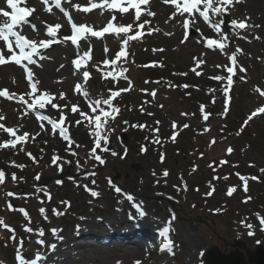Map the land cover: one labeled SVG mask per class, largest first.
<instances>
[{
  "label": "rangeland",
  "instance_id": "obj_1",
  "mask_svg": "<svg viewBox=\"0 0 264 264\" xmlns=\"http://www.w3.org/2000/svg\"><path fill=\"white\" fill-rule=\"evenodd\" d=\"M60 2L64 11H61V8H54L50 1L48 6L51 11L44 10L41 13L39 2L19 0L18 4H22V7L35 10L33 14L31 12V22L29 21L28 27L24 26V29L32 30L31 25H35V29H40L41 37L38 41H42L48 37L46 31L50 26L54 29L56 39H64V32L66 34L67 29L72 27L69 19L65 18L66 11L77 27L98 29L100 26H106L112 18L115 26L131 25V34L134 36L136 33L135 9L126 3L122 6L129 7L127 13L116 11L119 15L110 16L111 14H103L100 8L95 12L82 14L80 8L84 7L88 0ZM102 2L104 0H99V3ZM108 3L110 4L111 0H108ZM172 3L173 0L167 2L150 0L146 4H140L139 20L144 23L147 21L144 24L147 29L159 31L152 35L153 30H148L153 37H145L132 45V56L127 59L125 54L116 60L117 54L121 51L125 53V49L112 50L113 53L107 49L104 52L102 43H94L92 50L89 45L87 47L81 45L76 53L70 55L64 44H56L41 69H34L36 80L39 82L35 93L29 91L20 71L14 66H0V91L7 90L9 95L15 93L16 101L23 97V100L20 99L22 102L29 107L35 103L36 108H41L38 98L47 97L50 103L45 104L44 108L51 116L57 114L58 117L55 119L61 116L59 120L65 122L63 127L65 132L74 138V141L80 142V145L85 144V151L79 149L75 159L67 154L68 146L62 144L63 141L57 134L23 114V107L21 110L16 103L2 102L0 125L14 127L19 132L17 137L21 138V142L33 144L29 152L35 158L38 156L39 161L36 163L38 165L36 169L23 168L22 172L21 168L14 169L11 166L2 168L8 182L5 177L6 183L4 181L0 184V218H3L4 223L14 232L11 233L0 226V264H14L19 254L26 256L30 264V259L47 253L53 244L56 248L50 255L52 262L49 260L45 264H53L58 258H61L62 263L57 260L55 264H134L137 261L136 257L143 258L144 264H205L204 255L211 248H216L225 256L236 251L244 253L229 246L236 240L244 243L249 251H254L257 245L264 248V231L261 230L264 216V172L261 171L264 169V114L247 123L243 132L245 139L243 136L236 138L224 127L227 126L229 130L230 126V131L238 128L245 115L252 109H259L264 100L261 98L264 95L260 94L264 93V16L262 13L258 16L257 11L254 12V6L258 5L256 0L233 2V5L229 6L228 14L223 17V21L227 18L231 25L222 26L224 36L231 40V50L207 51V40L213 39L216 35L219 42H222L220 35L204 22L195 9L192 16H184L183 13H186L183 12L184 0ZM103 6L104 10L108 4L103 3ZM197 8L199 11L204 10L203 4ZM149 12L155 15L150 16ZM209 16L210 19L214 17L213 22L220 19L211 13ZM196 19L199 25L194 24ZM185 20L191 22L195 34L189 36L184 43L181 24ZM233 20L246 21L250 27L234 28ZM58 24L61 27L56 29L55 26ZM3 25L5 23L1 24ZM87 43L90 44L89 40ZM237 49L241 51L237 52ZM86 53L91 57L90 64L85 70L75 71L73 69L75 58ZM231 53L232 56L235 55V67L244 81H237L232 111L227 121L223 123L225 119L222 114L225 109L222 106L224 103L229 104L230 97L226 94L227 89L224 90L225 80L215 78L225 76L224 68L229 62L232 63L231 56L229 57ZM103 58H107L111 63L106 65L109 69L106 66L100 68L101 72L108 76L122 71V64L126 69L133 67L131 75L134 78L135 89L141 85L144 78H153L151 75L153 73L139 71L145 62L162 63L154 67L159 69L154 72L155 78L159 79L158 82L151 84L146 81L145 85L152 86L146 89L145 86L142 89L138 87L136 91L139 94H136L132 85L125 81L122 87L128 92L121 96L116 106L120 107L122 118H128L130 103L136 102L145 106L143 112L151 115L148 116L150 120L155 119L159 122L158 128L161 129V133L177 124V132L181 134L178 143L170 144L165 150L159 146L151 148L152 145L146 144L145 149L141 151V143L136 142V138L132 139L123 121H116L115 130H119L118 133L111 130L110 127L114 123L111 121L102 123L101 126L103 130L106 126L107 134L115 143L116 150L113 153L117 156L105 155L108 161L106 160L103 166L94 161L93 153L90 155L89 151L92 144L89 136L96 126L95 121L90 122L89 118L101 114L98 108L89 111L88 107L83 105L82 98L77 97L73 87L75 82H82L81 76L87 71L90 74L95 73L93 79L86 84L93 94L98 88H101L103 93L107 89H115L114 83L107 85L103 82L104 75H99L100 70L95 72L99 61L105 64ZM113 60H116L115 64L112 63ZM201 61L204 64L196 72H192L191 70L197 69L196 63ZM240 67L246 71L240 72ZM197 72L200 76H196ZM169 82L171 84L167 87ZM258 89L261 91L258 92ZM61 93H64V99H60ZM73 106L77 111H72ZM107 106L108 111L114 108L113 103H108ZM198 109L210 113L205 115L207 119L201 118ZM81 112L85 116L82 117ZM112 112L111 110L110 114ZM110 114L108 118L113 119L115 116ZM139 119L140 116L136 120ZM77 120L82 122L77 124ZM210 130H213L210 136H204ZM123 131L130 136L129 144L126 146L128 151L123 150L124 145L118 136ZM25 133L28 134L27 137L24 136ZM0 135H3V132ZM213 140L214 144L211 143ZM11 141L9 137L6 140L8 144ZM86 143H89L88 146ZM229 144L232 147L231 153L228 152ZM0 150H4L1 155L2 162L10 160H4V156L11 150H7V147ZM55 152L62 155L63 159L51 166L49 160ZM125 152L126 157L121 159L120 154L124 155ZM96 154L102 155L100 150ZM218 158L223 160L219 163ZM207 159L212 161L209 167L206 165L209 162ZM196 165H199L197 174ZM9 172L15 174L17 178L15 182L13 179L10 180ZM165 172L168 173L167 176L164 175ZM59 173H67V178L58 182ZM116 174L119 179H116ZM253 177L257 179H252ZM110 179L114 184L110 183ZM246 179L249 188H244L243 182ZM85 185L98 195L92 196L90 191L85 190ZM228 185L236 186L231 195H228L230 190ZM194 186H198L199 189L193 191ZM116 188L121 189V192L117 193ZM129 195L133 197L132 200L127 199ZM248 197L250 201L246 200ZM48 200L50 202H47ZM67 204L70 205L69 209L66 208ZM9 205L13 210H9ZM136 208L144 211L145 215L142 217L138 214L134 210ZM20 209H25L30 219H25ZM41 209L44 210L43 214ZM54 210L60 214H54ZM153 219L161 223L159 224L161 228L163 226L168 228L169 233L167 235L164 231L162 234L159 233L160 239L156 240L157 246L152 250L155 254L150 255L146 249H151V241L149 243L141 236L146 243V248H142L134 244L137 241L134 235L127 238L126 233L132 235L137 227L140 230L144 229L142 224L149 225ZM133 220L138 226L132 222ZM122 222H127L131 229L125 230ZM247 225L252 227L249 228ZM26 228H31L32 231L26 232ZM78 228L80 231L77 234ZM148 228L151 233V228L154 227ZM53 229L57 230L56 235H53ZM96 229L106 231L108 234L122 235V238H117L115 244L109 240L106 247L103 241L96 240V244L100 243L99 251L97 247L87 244L91 239L89 236L96 235L100 238L102 235L107 237L110 235L101 231L99 233ZM40 231H43V236L38 235ZM75 234L84 235L77 244L85 246L72 253V245L68 238ZM37 240H42L45 247L38 244ZM170 241L172 251L165 253L164 249L168 247ZM130 246L134 249L131 250Z\"/></svg>",
  "mask_w": 264,
  "mask_h": 264
},
{
  "label": "snow or ice",
  "instance_id": "obj_2",
  "mask_svg": "<svg viewBox=\"0 0 264 264\" xmlns=\"http://www.w3.org/2000/svg\"><path fill=\"white\" fill-rule=\"evenodd\" d=\"M18 2H19V0H6L7 7L12 10V14L10 16V21L11 22L8 23V24H5L3 26H0V41H3L7 45V51L11 52L12 55L8 58V60H5L3 54L0 53V65H3V64H5V63H7L9 61H12V60H14V62L17 65H20L22 60H27L29 64H34L35 63V61L32 59V57H33V55H35L37 53V50H38V46H37L36 42L26 39L24 36L19 35L15 31V29L17 28V26L19 24H21V23L28 24L29 23L25 19V17L29 16L31 14V12H33L35 10L34 9H27V8H18L17 7ZM42 2L45 5L49 4V0H42ZM165 2H167V0H165ZM173 2L175 3L176 0H173ZM233 2L240 3V2H242V0H184L183 12H190L192 9H196L199 12V16L203 18L204 22H206L212 29H214L220 35L221 41L226 42L227 41V37L224 36L223 31H222L223 17L228 14L229 6L233 5ZM51 3L54 4L56 7H60V0H51ZM104 3L108 4V8H110V9L118 10L120 13H127L129 11V7L122 6L123 4L126 3L128 6H130L131 8L135 9V19L139 20V18L141 16L140 4H146L147 0H111L110 4L108 3V0H104ZM201 4H203V6H204V10L203 11H199V9L197 8V6L201 5ZM76 7L79 8V6H76ZM91 7L95 8V7H97V5L95 3H92ZM100 7L103 10V5H100ZM177 8H179V4H177ZM45 10L50 12L51 8L50 7H46ZM82 10L84 12H88L90 9L89 8H83ZM61 11H64V10L61 8ZM209 12H211L212 15L219 16L220 19H218L215 22H213L210 19ZM2 15H3V17H9L10 14H9L8 11H3ZM148 15L154 16L155 13L149 12ZM65 16H68V13L66 11H65ZM171 18H173V17H170V19ZM68 19H69V23L71 24V26L73 28V31H74V35L70 38L73 45H78V40L79 39L86 38V36H82L81 35V34H84V33H90L91 36H93V37L102 38L105 33H109L110 31H114L117 34H120V33H125L126 34V33H128L131 30V27H132L131 25H129L127 27H119L118 26V27L113 28L112 23L109 22V24L107 26H105L102 31H94V30H92L91 28H89L87 26L77 27L74 23H72L70 16L68 17ZM113 19H115V17H113ZM145 23H147V21ZM232 26L234 28H239V29H245L246 27H250V25H248L246 23V21L238 22L236 20L232 21ZM31 27L33 28V30H35V25H31ZM60 27H61V25H59V24L55 26L56 29H59ZM139 27L143 28L144 24H140ZM183 27H185V28L188 27V22L187 21L184 22ZM46 34L49 37H52L54 35V29L49 26L47 28V33ZM149 34H151V33L149 32ZM10 37H14L15 38V46H16L17 49H19V52H20V56L19 57H17L16 53L13 51L12 41L9 39ZM65 39H68V38H65ZM135 39H137V36H128V38L125 39L124 43L127 44L129 40H135ZM256 39H259V37H256ZM56 42H59V41H56ZM51 43H52V40H49V41H46V42L42 41V42H40L39 47L40 48H47V47H49V45ZM214 45L216 47L220 48L221 51H223L224 43H218L216 40H213V39H208L207 40V47L212 48ZM26 49H28V51H25ZM105 51H107V49H105ZM236 51L239 52L241 50L237 49ZM85 55H89V54L86 53ZM124 55H125V53L123 51H121L120 53L117 54L116 60H119ZM116 60H113L112 63L115 64ZM231 61H232L233 64L236 63L235 55H233L231 57ZM104 63L108 64L109 61L105 60ZM201 63H202V61H201ZM74 64H76L77 67H79L80 60L74 61ZM232 71H233L232 68H228V72L229 73H232ZM239 71L240 72H244L246 70L244 68L240 67ZM26 72H27V79L29 80V82L31 84L33 73L31 71H28L27 69H26ZM83 76H84L85 80H87L88 77H89V73L87 71H84L83 72ZM215 79L220 80V79H223V78L218 76ZM232 83H233V81L231 79V76H229L228 84L231 85ZM31 87H32L33 91L35 92L36 91V85L35 84H31ZM79 87H80V85H77V88H79ZM125 91H127V89H125ZM261 94L264 95V93H261ZM85 95H87V94L85 93ZM112 95L113 96H118L119 92H114ZM152 95L154 96L155 93H152ZM0 97H6V98H9V99H14L15 98V93L9 95L7 90H3V91H0ZM20 99L23 100V97H20ZM60 99H64V93L60 94ZM95 103H96L97 106H99L100 101H96ZM104 103L107 104L108 101H104ZM34 106H35V103L33 105H30V107H34ZM39 107H41V108L44 107L43 101L39 102ZM53 107H56V105H53ZM90 107H91V105H90ZM72 111L73 112L77 111L75 106H73ZM94 111H95V109H94ZM100 111L102 112L103 116L105 117V119L103 121H101V116L100 115H95L94 117L89 118L90 122H91V120L95 121V126H96L97 129H99L101 127L102 123L106 124L108 122L107 121V117L109 116V113L103 111V109H100ZM112 111L113 112H118L119 110L116 109V108H112ZM258 111L260 113H264V107L260 108ZM80 115L82 117L85 116V114L83 112H81ZM256 115H257V113L253 112L252 115L249 116L248 119L251 120ZM38 118L41 119V120L45 119L44 116H40ZM62 118H63V116H62ZM112 118L114 119L115 117H112ZM0 119H2V117H0ZM205 119H207V117H205ZM81 122L82 121H80V120L76 121L77 124H80ZM3 127H4L3 125H0V128H3ZM53 127H55V125H53ZM185 127H187V125H185ZM4 131L8 132L10 135L13 134V130L12 129L4 128ZM64 132H65V129L61 128L60 129V133H61L62 136L64 135ZM24 136L27 137L28 134L25 133ZM96 136H97L96 146L100 147V133H99V131L96 132ZM65 138L67 139V137H65ZM19 139H21V138L17 137V140H19ZM33 139H34V137H33ZM104 139H105V142H106L107 138L104 137ZM172 139L175 140V136H173ZM211 143L214 144L215 141L213 140ZM8 146L9 145H8L7 142L3 143V144H0V148H5V147H8ZM11 146L14 148L15 147V143L12 142ZM77 147H79V145H77ZM143 150L144 149H142V151ZM95 151H96L95 148L92 149V153L93 154L95 153ZM104 151H107V149H104ZM231 151H232V149L229 148L228 152L231 153ZM72 154L76 155V153H74V152ZM28 155L31 157L30 153ZM113 155H115V153H113ZM33 159H35V158L33 157ZM55 159H58V158H54V162H55ZM95 159L98 160L100 163H103V160L101 159L100 156L96 155ZM13 166H15V165H13ZM19 167L23 168L24 166L21 165ZM261 171L264 172V169H261ZM164 175L167 176L168 173L165 172ZM12 179H13V181L16 180L15 174L12 175ZM37 179H39L38 176H37ZM225 179H227V177H225ZM241 179H243V177H241ZM252 179H257V178L253 177ZM4 181H5V173L3 172V170H0V184H3ZM245 184H246V181H245ZM84 187H85L86 191H90L91 192L92 196H97L98 195V193L88 189L87 185H85ZM115 191L117 193H120L121 189L116 188ZM233 191H235V188L230 189L229 192H228V195H231ZM210 194L211 193H209V195ZM7 195H12V194L11 193H7ZM127 199L128 200H132L133 197L129 195V196H127ZM245 202H247V201H245ZM8 207H9V210H13L11 208V205H9ZM138 210H139V208H138ZM19 211H21L24 214L26 219H30L28 217L27 213L23 209H20ZM43 212H44V210L41 209V213L42 214H43ZM54 214L59 215L60 213H55V210H54ZM140 215L143 216L144 213L140 212ZM173 219H174V217H173ZM0 226H3L4 228H6L10 232L14 231L13 229L10 228V226H8V225H6L4 223L3 218H0ZM247 227L251 228L252 225H247ZM261 230L264 231V220L261 221ZM25 231L26 232H31L32 229L31 228H26ZM168 231H169V229L165 228L164 229V234L167 235ZM52 232H53V235L57 234V230L56 229H53ZM249 234L251 235V233H249ZM38 235L43 236L44 235L43 231H40L38 233ZM37 243L43 245L44 242L42 240H37ZM51 248L54 250L56 248V245L55 244L51 245ZM168 248H169V250H171V241L169 242ZM16 259L19 261V264H29V262L25 261L19 255L17 256ZM42 261H43V258L40 255H37L36 258L30 262V264H38V262H41V264H42ZM135 264H141V262L137 261V262H135Z\"/></svg>",
  "mask_w": 264,
  "mask_h": 264
},
{
  "label": "water",
  "instance_id": "obj_3",
  "mask_svg": "<svg viewBox=\"0 0 264 264\" xmlns=\"http://www.w3.org/2000/svg\"><path fill=\"white\" fill-rule=\"evenodd\" d=\"M237 247L244 249L242 245L236 244ZM248 262L241 255L230 254L222 256L215 250H210L205 257V264H264V250L260 247L256 252L246 251Z\"/></svg>",
  "mask_w": 264,
  "mask_h": 264
},
{
  "label": "bare ground",
  "instance_id": "obj_4",
  "mask_svg": "<svg viewBox=\"0 0 264 264\" xmlns=\"http://www.w3.org/2000/svg\"><path fill=\"white\" fill-rule=\"evenodd\" d=\"M257 1V6H254V8H253V10H254V12H256V14L259 16V14L260 13H262V15L264 16V0H256ZM262 17V16H261ZM260 22L261 23H263L262 22V20H260ZM159 224H161V223H159L158 221H156L155 219H153L152 221H150L149 222V225H147V224H142V226H144V229H141L142 231H140L142 234L144 233V235H148L147 234V232L149 233V228L148 227H150L151 228V226H153L154 228H151V230H152V233H159V230H162V228L160 227V225ZM145 229H146V231H145ZM144 230V231H143ZM127 234V233H126ZM114 236H116L115 234H111V237H114ZM127 236H129L128 234H127ZM74 237H69V241H71L72 243H75L74 242ZM90 242H91V240H89ZM88 245H93L92 243H88ZM140 256H142V255H140ZM136 260L137 261H140L141 262V264H143L144 263V259L143 258H137L136 257ZM136 261V262H137ZM67 264H71V263H67Z\"/></svg>",
  "mask_w": 264,
  "mask_h": 264
}]
</instances>
